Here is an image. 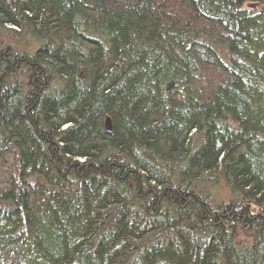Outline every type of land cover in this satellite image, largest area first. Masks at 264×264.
Listing matches in <instances>:
<instances>
[{"label":"trees","instance_id":"trees-1","mask_svg":"<svg viewBox=\"0 0 264 264\" xmlns=\"http://www.w3.org/2000/svg\"><path fill=\"white\" fill-rule=\"evenodd\" d=\"M0 157V264H264V0H0Z\"/></svg>","mask_w":264,"mask_h":264},{"label":"rangeland","instance_id":"rangeland-1","mask_svg":"<svg viewBox=\"0 0 264 264\" xmlns=\"http://www.w3.org/2000/svg\"><path fill=\"white\" fill-rule=\"evenodd\" d=\"M10 159L7 157H0V188L3 184V181L5 180L6 176H3L5 173V166L9 163ZM213 194L217 197V201H226L228 199V194L226 191V188L222 185L215 188L213 191Z\"/></svg>","mask_w":264,"mask_h":264},{"label":"bare ground","instance_id":"bare-ground-1","mask_svg":"<svg viewBox=\"0 0 264 264\" xmlns=\"http://www.w3.org/2000/svg\"><path fill=\"white\" fill-rule=\"evenodd\" d=\"M105 124H106L107 127L109 128V126H110V118H109V117H106V118H105Z\"/></svg>","mask_w":264,"mask_h":264}]
</instances>
